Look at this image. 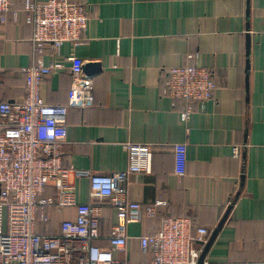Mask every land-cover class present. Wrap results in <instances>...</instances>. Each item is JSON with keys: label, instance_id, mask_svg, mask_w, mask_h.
<instances>
[{"label": "crops", "instance_id": "0c3cea01", "mask_svg": "<svg viewBox=\"0 0 264 264\" xmlns=\"http://www.w3.org/2000/svg\"><path fill=\"white\" fill-rule=\"evenodd\" d=\"M45 2L47 0H37ZM86 6L89 25L84 41L59 50L47 47L46 65L64 64L46 78L42 96L48 104L68 103L69 58L85 62L94 80V106L72 108L63 164L79 171L109 175L128 167L126 143L153 148L150 173L130 179V198L141 204L166 202L156 217L127 227L130 241L119 260L149 262L139 237L157 232L174 217L192 219L195 228L213 233L231 212L205 264L264 263V0H72ZM21 10L25 0H11ZM0 21V101H22L24 69L33 63V28L24 15ZM194 63L210 69L217 89L205 104L193 103L189 121L181 119L186 103L174 107L162 93L168 72ZM99 65L94 71L88 65ZM187 147L185 174L176 172L174 145ZM242 146L236 159L233 148ZM79 204L91 202L90 180L70 175ZM46 196L54 197L53 187ZM100 207L101 236L117 224L114 208ZM40 224L49 234L74 220L75 209L50 211Z\"/></svg>", "mask_w": 264, "mask_h": 264}, {"label": "built area", "instance_id": "2783aa9c", "mask_svg": "<svg viewBox=\"0 0 264 264\" xmlns=\"http://www.w3.org/2000/svg\"><path fill=\"white\" fill-rule=\"evenodd\" d=\"M9 14L16 24L24 15L33 28V63L24 69L23 100L0 101V264H132L115 257L131 239L127 227L156 217L166 206L164 201L141 204L130 198V179L150 173L153 148L126 143L127 169L109 175L66 168L62 149L68 139L69 111L93 107L95 101L94 80L85 75V62L68 59L72 83L67 104H48L42 96L46 78L65 67L56 61L46 65L42 60L46 48L80 45L89 25L88 10L72 0H25L23 9L14 10L11 0H0V21L7 23ZM188 59L190 64L169 70L162 89L174 107L186 103L180 112L184 122L193 114L192 104H205L217 89L212 71L194 63L192 55ZM242 149L233 148L234 158H241ZM186 151L185 144L174 145L180 176L185 174ZM71 174L90 180V203H78ZM49 187L55 197L46 196ZM95 201L116 211L117 224L107 237L109 248L97 244L102 238L101 213ZM70 208L76 211L74 220L61 222L49 234L39 231L40 224L51 221L50 211ZM211 234L205 227L195 228L188 217L169 218L154 234L139 237L142 250L152 253V259L141 264H199Z\"/></svg>", "mask_w": 264, "mask_h": 264}, {"label": "water", "instance_id": "95a60500", "mask_svg": "<svg viewBox=\"0 0 264 264\" xmlns=\"http://www.w3.org/2000/svg\"><path fill=\"white\" fill-rule=\"evenodd\" d=\"M87 68H89L90 70H94V71H99L100 70V66L99 65H88ZM231 208L232 206L229 207V209L227 210L226 214L224 215L223 219L221 220L220 224L218 225V227L213 231V233L211 234L208 242L205 244L202 255L200 257L199 260V264H205V260L206 257L208 255V252L210 251L212 245L214 244L216 238L218 237L219 232L222 230L224 224L226 223L229 214L231 212Z\"/></svg>", "mask_w": 264, "mask_h": 264}, {"label": "trees", "instance_id": "16d2710c", "mask_svg": "<svg viewBox=\"0 0 264 264\" xmlns=\"http://www.w3.org/2000/svg\"><path fill=\"white\" fill-rule=\"evenodd\" d=\"M55 197V196H54Z\"/></svg>", "mask_w": 264, "mask_h": 264}]
</instances>
